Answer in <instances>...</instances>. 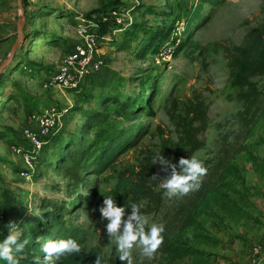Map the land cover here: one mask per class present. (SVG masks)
Returning <instances> with one entry per match:
<instances>
[{
  "label": "rangeland",
  "instance_id": "rangeland-1",
  "mask_svg": "<svg viewBox=\"0 0 264 264\" xmlns=\"http://www.w3.org/2000/svg\"><path fill=\"white\" fill-rule=\"evenodd\" d=\"M23 7L24 39L0 75V242L9 235V220L18 222L17 237L21 231L30 235L41 204L51 201L66 209L64 226L83 255L95 250L103 264L116 263V244L109 242L108 221L99 222L98 209L104 197L117 196L122 173L138 182L150 155L161 153L166 144L172 163L195 157L207 174L198 190L186 196L163 195L159 213L140 212L148 222L146 231L152 224L164 226L163 244L151 259L134 247L133 264L249 263L254 248L264 245V76L233 85L230 61L264 21V0H221L217 5L200 0H23ZM79 16L97 24L108 39L100 46L104 66L84 83L83 92L63 91L49 78L80 41ZM21 17L18 0H0V66L18 38ZM143 29L156 31L155 38L147 40ZM147 41L151 46L145 48ZM102 94L132 103L136 115L129 120L122 109L110 106L91 137L94 149L127 128L145 133L138 146L89 173L80 169L83 184L45 165L54 160L48 147L37 155L34 169L25 170L12 147L29 112L54 104L68 110L67 126L59 134L66 137L83 124L81 110L94 108ZM198 105L206 113L205 125L194 112ZM188 130L201 146L179 157L175 145ZM159 168L146 178L156 192L161 188L152 176ZM85 201L89 207L82 206ZM130 201L150 209L143 192L131 194ZM172 240L181 254L169 252ZM13 255L20 264H36L35 256Z\"/></svg>",
  "mask_w": 264,
  "mask_h": 264
},
{
  "label": "trees",
  "instance_id": "trees-1",
  "mask_svg": "<svg viewBox=\"0 0 264 264\" xmlns=\"http://www.w3.org/2000/svg\"><path fill=\"white\" fill-rule=\"evenodd\" d=\"M200 1L203 4L210 5H217L221 2V0ZM104 10H108V7ZM153 32L154 31L150 29H143L144 36L147 35L145 36L146 39L148 38L153 40L155 38L156 31L154 33ZM98 34L101 36L103 33L98 31ZM149 46H151V43L147 41L145 48H148ZM236 51L237 54L230 61V80L233 85L243 86L248 84L254 77L264 76V21L258 28L253 29L248 33L245 43L242 46L237 47ZM84 89L85 87L83 86L78 91L83 92ZM147 104L149 105L151 103L147 101ZM112 105H115L117 109H122L127 114V118L129 120H132L135 117L134 114L136 107H134L132 103L121 102V99L116 95H99L97 97V105L94 108L90 111L81 110L84 122L81 126L77 127L74 132L67 134V136L65 135L66 137L62 135L59 136L63 130L62 129L48 138V143L40 151V154L47 152V147L49 149L52 148L54 160L47 162L45 165L51 166L57 171L65 172L70 176H73L79 184H83V178L80 179L82 171L89 173L91 170H94V167L103 163L106 164V161L109 160L110 157L122 155L128 150L138 146L144 138L145 133L140 130H136L135 128H127L125 130L123 129L119 132H115L114 136L110 135L108 137V143L105 146L94 149L95 147L91 137L94 133L95 127L98 125V119L105 116L107 112H109V107ZM102 108H104V110H102ZM103 112H105V114ZM194 112L198 116V121L205 125L206 113L203 112L201 105L196 106ZM66 126L67 121L65 123V127ZM184 134L185 137H183L175 145V152L179 156L181 152L184 153L187 149H189V151H187V155L191 156L200 148L201 145L200 143L195 142L196 136L192 135L191 130L186 131ZM24 142H28V140L23 137L21 132L20 137L17 141H15L14 145L21 146L25 148L26 151H29L30 143L28 142L24 146ZM163 147V151L159 154L168 159L171 150L166 144H164ZM94 154L98 155L95 157ZM156 154L150 155V160L148 161L146 167L140 171L138 182L133 178L127 177L124 173L120 175L119 182L116 186L117 196L114 200L117 206H125L126 214L131 213L130 205L133 203L139 205L140 212H144L146 214H156L161 211L164 203V190L161 189L159 192L154 191L151 185H148L149 181L146 179L155 171L154 168L158 165L152 164V157ZM22 161L24 163L23 166L25 170H28L23 158ZM87 162L88 164H86ZM75 169L76 173L74 172ZM84 185L87 186L86 183ZM92 191L96 194V188H92ZM138 192L146 194V198L150 200L147 205L150 209L141 208L140 201H130L131 194H137ZM89 199L91 200L92 197ZM82 206L89 207L90 204L85 201ZM41 208L42 212L35 215L36 224L31 225L29 230L30 235L27 231H21V234L18 235V243L26 240L27 244L22 252L16 253L35 256L43 261L45 254L42 251V246L45 243L48 241L54 242L60 239L67 240L72 236L64 226L63 212L64 210L66 211L64 207L49 201L47 202V205L42 203ZM49 209H52V211ZM169 252L173 255H179L182 251L178 249L174 240H172L169 244ZM97 257L100 258V264H103L100 254L95 250H93L89 255H83L81 251L79 255L74 254L68 257H61L59 260H55L54 264H95ZM17 264H20V262L17 261ZM111 264H120V262L117 261L116 263Z\"/></svg>",
  "mask_w": 264,
  "mask_h": 264
},
{
  "label": "clouds",
  "instance_id": "clouds-1",
  "mask_svg": "<svg viewBox=\"0 0 264 264\" xmlns=\"http://www.w3.org/2000/svg\"><path fill=\"white\" fill-rule=\"evenodd\" d=\"M152 164L159 165V172L152 176L159 187L164 190V195L169 199L177 196H186L191 191L198 190L200 183L207 174V168L203 162L192 158L181 157L178 163H172L163 155L157 153L152 157ZM160 173L165 175L161 176ZM131 213L126 214L125 206H117L111 196L104 197L102 206L99 207L100 223L105 220L106 235L109 240L115 241L118 259L122 264H133L132 250L140 248L142 255L151 259L155 256L163 244L164 226L152 224L146 231L147 220L140 214V206L133 203L130 205ZM126 216V219H125ZM17 221L9 220L6 227L10 230L9 235L0 242V260L7 264H17L13 252H22L27 241L19 242L15 233ZM45 254L43 261L36 258V264H54L61 257L79 255L82 251L81 245L73 239H60L48 241L42 246ZM95 264H100L97 257Z\"/></svg>",
  "mask_w": 264,
  "mask_h": 264
},
{
  "label": "built area",
  "instance_id": "built-area-1",
  "mask_svg": "<svg viewBox=\"0 0 264 264\" xmlns=\"http://www.w3.org/2000/svg\"><path fill=\"white\" fill-rule=\"evenodd\" d=\"M76 29L80 35V41L74 44L70 53L66 54L55 73L49 78V82L63 91H78L104 66L100 56L102 41L108 40L98 34L99 26L88 22L79 16ZM65 108V107H64ZM69 111L57 105H51L44 111H32L27 114L22 135L31 145L29 151L21 146L12 147L14 153L22 156L26 168L34 169L37 155L48 143V138L60 131L66 123ZM264 256V245L254 248L252 259L247 264H260Z\"/></svg>",
  "mask_w": 264,
  "mask_h": 264
},
{
  "label": "water",
  "instance_id": "water-1",
  "mask_svg": "<svg viewBox=\"0 0 264 264\" xmlns=\"http://www.w3.org/2000/svg\"><path fill=\"white\" fill-rule=\"evenodd\" d=\"M18 5H19L21 15H22V17L18 23V26H17L18 33H19L18 38H17L16 42L14 43V45L12 46L9 58L4 63H2V65L0 66V75L5 70V68H7V66L12 62L17 49L19 48V46L21 45V42L24 39L23 29H24V23L26 20V15H25L24 7H23V0H18Z\"/></svg>",
  "mask_w": 264,
  "mask_h": 264
},
{
  "label": "crops",
  "instance_id": "crops-1",
  "mask_svg": "<svg viewBox=\"0 0 264 264\" xmlns=\"http://www.w3.org/2000/svg\"><path fill=\"white\" fill-rule=\"evenodd\" d=\"M72 50V49H71ZM71 50H70V52H71Z\"/></svg>",
  "mask_w": 264,
  "mask_h": 264
}]
</instances>
